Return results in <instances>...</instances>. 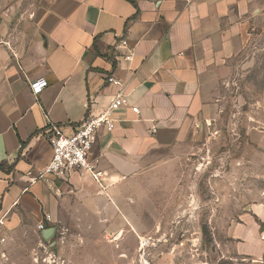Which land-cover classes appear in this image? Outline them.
<instances>
[{
	"label": "crops",
	"instance_id": "crops-1",
	"mask_svg": "<svg viewBox=\"0 0 264 264\" xmlns=\"http://www.w3.org/2000/svg\"><path fill=\"white\" fill-rule=\"evenodd\" d=\"M262 4L0 0V219L6 239L21 214L55 223L64 213L79 219L87 212L119 229L115 215L130 198L124 192L134 187L130 178L146 169L154 151L196 137L215 108V84L249 41ZM34 81L46 83L37 94ZM117 95L123 104L110 112L112 128L98 129L90 155L103 181L86 172L38 177L51 157L50 125L69 133L86 115L105 113ZM262 218L264 197L228 230L237 253L264 252Z\"/></svg>",
	"mask_w": 264,
	"mask_h": 264
},
{
	"label": "rangeland",
	"instance_id": "rangeland-1",
	"mask_svg": "<svg viewBox=\"0 0 264 264\" xmlns=\"http://www.w3.org/2000/svg\"><path fill=\"white\" fill-rule=\"evenodd\" d=\"M245 47L227 62L211 116L191 141L154 151L124 190L116 221L87 212L54 223L21 214L0 264H264L236 252L228 234L264 197V5ZM199 129V128H198ZM88 173V172H86ZM66 216V217H65ZM258 229L264 218L257 221ZM54 227L50 238L41 231Z\"/></svg>",
	"mask_w": 264,
	"mask_h": 264
},
{
	"label": "built area",
	"instance_id": "built-area-1",
	"mask_svg": "<svg viewBox=\"0 0 264 264\" xmlns=\"http://www.w3.org/2000/svg\"><path fill=\"white\" fill-rule=\"evenodd\" d=\"M126 44L124 39L121 40ZM117 83V81H115ZM46 85L44 81L39 83L34 81L30 84L32 92L37 94ZM123 104L120 95L114 97L109 109L105 113L97 116L88 114L72 129L66 133L59 125H50L46 130V139L51 149V157L42 171L38 172V177H54L68 179L75 173L88 172L97 183L103 181L104 173L97 169L96 161L91 159V149L97 139L98 129L104 125L108 129L112 128L110 112L119 108ZM132 111L138 112L136 106L131 107ZM21 148V145H19ZM4 227L3 219H0V251L6 242V236L2 233ZM38 227H44L43 222H39Z\"/></svg>",
	"mask_w": 264,
	"mask_h": 264
},
{
	"label": "water",
	"instance_id": "water-1",
	"mask_svg": "<svg viewBox=\"0 0 264 264\" xmlns=\"http://www.w3.org/2000/svg\"><path fill=\"white\" fill-rule=\"evenodd\" d=\"M53 231H54V227H48L44 230H42L41 234L42 236L45 238V239H48L52 236L53 234ZM261 233H264V225L263 227L261 228Z\"/></svg>",
	"mask_w": 264,
	"mask_h": 264
}]
</instances>
